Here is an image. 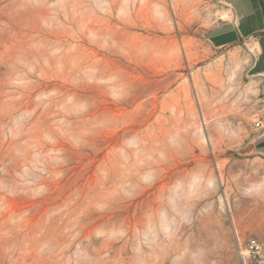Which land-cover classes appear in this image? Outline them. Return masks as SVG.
<instances>
[{"label":"rangeland","instance_id":"rangeland-1","mask_svg":"<svg viewBox=\"0 0 264 264\" xmlns=\"http://www.w3.org/2000/svg\"><path fill=\"white\" fill-rule=\"evenodd\" d=\"M229 8L0 0V264H264L258 40L204 37Z\"/></svg>","mask_w":264,"mask_h":264},{"label":"crops","instance_id":"crops-1","mask_svg":"<svg viewBox=\"0 0 264 264\" xmlns=\"http://www.w3.org/2000/svg\"><path fill=\"white\" fill-rule=\"evenodd\" d=\"M230 18L205 32V39L218 48L256 36L258 57L264 70V12L260 0H228ZM258 152L264 154V130L259 134Z\"/></svg>","mask_w":264,"mask_h":264},{"label":"built area","instance_id":"built-area-1","mask_svg":"<svg viewBox=\"0 0 264 264\" xmlns=\"http://www.w3.org/2000/svg\"><path fill=\"white\" fill-rule=\"evenodd\" d=\"M253 126L256 129H262L264 130V115L263 116H254L253 118ZM249 250L253 252V254L257 255L260 254L263 246L261 242H259L254 237H249L247 240Z\"/></svg>","mask_w":264,"mask_h":264},{"label":"bare ground","instance_id":"bare-ground-1","mask_svg":"<svg viewBox=\"0 0 264 264\" xmlns=\"http://www.w3.org/2000/svg\"><path fill=\"white\" fill-rule=\"evenodd\" d=\"M257 49H258V45L257 44H253L252 48L250 50H252V51L257 53Z\"/></svg>","mask_w":264,"mask_h":264},{"label":"trees","instance_id":"trees-1","mask_svg":"<svg viewBox=\"0 0 264 264\" xmlns=\"http://www.w3.org/2000/svg\"><path fill=\"white\" fill-rule=\"evenodd\" d=\"M260 2H261L262 8H263V12H264V5H263L262 0H260Z\"/></svg>","mask_w":264,"mask_h":264},{"label":"water","instance_id":"water-1","mask_svg":"<svg viewBox=\"0 0 264 264\" xmlns=\"http://www.w3.org/2000/svg\"><path fill=\"white\" fill-rule=\"evenodd\" d=\"M262 2H263V5H264V0H262Z\"/></svg>","mask_w":264,"mask_h":264}]
</instances>
